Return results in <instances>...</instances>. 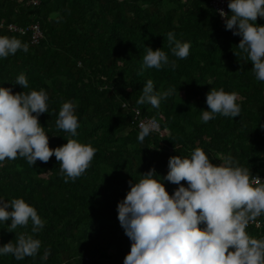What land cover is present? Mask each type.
Wrapping results in <instances>:
<instances>
[{
  "label": "trees",
  "instance_id": "obj_1",
  "mask_svg": "<svg viewBox=\"0 0 264 264\" xmlns=\"http://www.w3.org/2000/svg\"><path fill=\"white\" fill-rule=\"evenodd\" d=\"M37 1L0 0V36L16 37L29 47L27 53L18 50L0 59V86L13 94L46 91L48 112L38 119L50 148L75 139L96 152L90 167L68 183L55 156L34 166L19 157L0 163V198H23L45 225L35 234L31 223L16 229L17 235L41 241L35 257L0 256V264H123L131 241L117 205L130 190L129 181H139L150 169L163 179L170 157H189L197 147L215 165L220 154L231 155L252 175H264V82L256 80L252 63L237 48L241 37L225 29L211 0ZM256 23L264 26V19ZM10 24H38L43 37L32 43L30 31H10ZM170 31L190 43L186 59L172 55ZM144 46L162 48L176 67L142 69ZM22 73L26 89L13 84ZM149 79L157 92L173 90L158 109L136 103ZM212 87L237 93L239 117L217 114L206 124L201 121ZM68 101L78 117L75 137L55 124ZM135 110L158 120L161 132L139 142V129L131 123ZM164 186L169 195L178 187L167 181ZM257 219L260 227L250 223L246 231L264 238V216ZM10 222L0 224V246L15 243V233L6 229Z\"/></svg>",
  "mask_w": 264,
  "mask_h": 264
},
{
  "label": "clouds",
  "instance_id": "obj_2",
  "mask_svg": "<svg viewBox=\"0 0 264 264\" xmlns=\"http://www.w3.org/2000/svg\"><path fill=\"white\" fill-rule=\"evenodd\" d=\"M227 7L230 15L217 10L225 29L241 37L237 48L252 63L256 80L264 82V26L256 23L258 17L264 19V0H229ZM166 39L173 56H189L190 43L177 40L171 31L166 33ZM144 49L142 69L176 67L162 48ZM18 50L27 53L28 44L16 37L0 36V59ZM13 84L23 89L29 86L23 73ZM140 91L136 103L156 109L173 92H157L151 79ZM48 99L43 89L13 94L11 88L0 86V163L19 157L34 166L37 160L46 163L55 156L64 182L68 183L90 167L96 149L75 139H68L60 147H49L48 135L38 119L48 112ZM205 102L207 110H201L200 117L205 124L217 114L229 118L241 114L235 92L212 87ZM55 124L72 137L78 135L73 102L62 104ZM138 128L137 140L141 143L160 130L155 119L141 120ZM218 160L219 165L213 164L197 147L189 157H170L163 179L150 169L140 174L139 181H129L130 190L117 205L119 223L131 241L123 264H264V238H254L246 231L250 223L259 226L257 218L264 216V181L231 155L220 154ZM164 181L178 185L172 195L166 191ZM9 220L6 229L15 233V243L0 246V256L11 255L18 261L35 257L41 241L26 233L17 235L16 229L31 223L32 233H39L45 225L37 210L23 198H0V224ZM47 255L46 252L42 259Z\"/></svg>",
  "mask_w": 264,
  "mask_h": 264
},
{
  "label": "built area",
  "instance_id": "obj_3",
  "mask_svg": "<svg viewBox=\"0 0 264 264\" xmlns=\"http://www.w3.org/2000/svg\"><path fill=\"white\" fill-rule=\"evenodd\" d=\"M34 4H37L38 1L37 0H32ZM229 0H211L210 1V5L212 7V9L215 11V13L217 14L220 22L224 25V21L223 19L220 17V15L218 14L217 10L218 9H223L225 13L229 14V9L227 7ZM3 25H0V27H2ZM8 29L10 31H14L17 33H20L22 35L26 34L28 31L31 32L32 34V43H38L40 41V39L43 37V32L40 29L38 24H34L28 27H18L17 25L14 24H10L8 26ZM232 32V31H231ZM233 34V33H232ZM139 113V114H138ZM152 118L149 117H142L140 111L135 110V115L131 121L132 125L136 126L138 128V125L140 123L141 120L147 121L150 120ZM156 120V119H155ZM159 124L160 130L159 132H154V133H160L161 132V124L158 120H156ZM139 129V128H138ZM254 176H258L262 181H264V175H254ZM259 226H257V223H251L254 224L256 227H260V222L258 221Z\"/></svg>",
  "mask_w": 264,
  "mask_h": 264
}]
</instances>
